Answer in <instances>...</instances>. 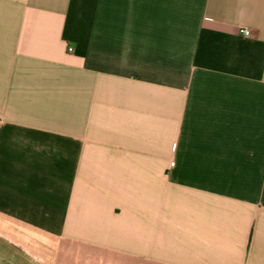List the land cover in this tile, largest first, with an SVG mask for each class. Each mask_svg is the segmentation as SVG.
I'll list each match as a JSON object with an SVG mask.
<instances>
[{"label": "crops", "instance_id": "obj_1", "mask_svg": "<svg viewBox=\"0 0 264 264\" xmlns=\"http://www.w3.org/2000/svg\"><path fill=\"white\" fill-rule=\"evenodd\" d=\"M0 241L264 264V0H0Z\"/></svg>", "mask_w": 264, "mask_h": 264}, {"label": "rangeland", "instance_id": "obj_2", "mask_svg": "<svg viewBox=\"0 0 264 264\" xmlns=\"http://www.w3.org/2000/svg\"><path fill=\"white\" fill-rule=\"evenodd\" d=\"M0 264H36L29 262L16 247L0 241Z\"/></svg>", "mask_w": 264, "mask_h": 264}, {"label": "built area", "instance_id": "obj_3", "mask_svg": "<svg viewBox=\"0 0 264 264\" xmlns=\"http://www.w3.org/2000/svg\"><path fill=\"white\" fill-rule=\"evenodd\" d=\"M242 33L245 36H250V34H251L250 31L249 30H246V29L242 30Z\"/></svg>", "mask_w": 264, "mask_h": 264}]
</instances>
